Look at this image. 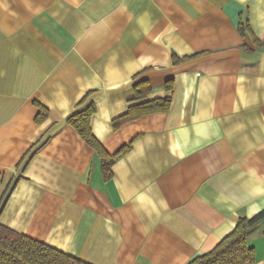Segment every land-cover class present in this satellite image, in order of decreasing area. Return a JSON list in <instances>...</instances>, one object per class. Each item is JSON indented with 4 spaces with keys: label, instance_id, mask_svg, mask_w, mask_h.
Instances as JSON below:
<instances>
[{
    "label": "crops",
    "instance_id": "0c3cea01",
    "mask_svg": "<svg viewBox=\"0 0 264 264\" xmlns=\"http://www.w3.org/2000/svg\"><path fill=\"white\" fill-rule=\"evenodd\" d=\"M91 102L103 146L129 145L108 180L68 122ZM0 175L1 224L91 264L212 250L264 209V0H0ZM247 237L264 264V219Z\"/></svg>",
    "mask_w": 264,
    "mask_h": 264
},
{
    "label": "trees",
    "instance_id": "16d2710c",
    "mask_svg": "<svg viewBox=\"0 0 264 264\" xmlns=\"http://www.w3.org/2000/svg\"><path fill=\"white\" fill-rule=\"evenodd\" d=\"M243 32V26H240ZM172 89V81L166 84ZM136 99L145 96L150 86L145 82L135 85ZM39 104L38 121H43L48 115V108ZM171 104V96L147 100L131 105L127 112L113 119L115 129L123 123L134 120L144 114L155 111H166ZM96 111L94 102L85 108L72 113L68 117L80 135L96 150L101 159V168L105 180L113 176V164L117 156L125 152L129 145L122 147L116 153H110L94 135L91 118ZM1 179V175H0ZM9 185L2 197L0 210L10 194ZM264 219V209L252 217L241 216L234 230L224 237L212 250L194 257L187 264H250L256 261V250L248 241V231L256 223ZM0 264H91L80 258L69 255L61 250L36 240L0 223Z\"/></svg>",
    "mask_w": 264,
    "mask_h": 264
}]
</instances>
